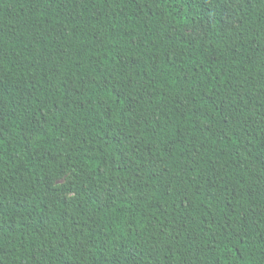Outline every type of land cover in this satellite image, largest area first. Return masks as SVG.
<instances>
[{"label":"trees","instance_id":"obj_1","mask_svg":"<svg viewBox=\"0 0 264 264\" xmlns=\"http://www.w3.org/2000/svg\"><path fill=\"white\" fill-rule=\"evenodd\" d=\"M0 264H264V0H0Z\"/></svg>","mask_w":264,"mask_h":264},{"label":"rangeland","instance_id":"obj_2","mask_svg":"<svg viewBox=\"0 0 264 264\" xmlns=\"http://www.w3.org/2000/svg\"><path fill=\"white\" fill-rule=\"evenodd\" d=\"M242 0H230V4L231 6H235L237 5V3L241 2ZM226 23L228 24V26H232V25H235L236 24V20L232 17H229L227 18L226 20ZM205 29H204V25L202 26H199V27H185V32L187 34H190V33H195V35H191V36H199V35H202L204 33ZM71 178L69 175H65L59 179H57L55 181V183L57 185H60V184H64V183H67V182H70Z\"/></svg>","mask_w":264,"mask_h":264},{"label":"snow or ice","instance_id":"obj_3","mask_svg":"<svg viewBox=\"0 0 264 264\" xmlns=\"http://www.w3.org/2000/svg\"><path fill=\"white\" fill-rule=\"evenodd\" d=\"M189 35H195V33H190ZM197 155H198V153H197Z\"/></svg>","mask_w":264,"mask_h":264}]
</instances>
